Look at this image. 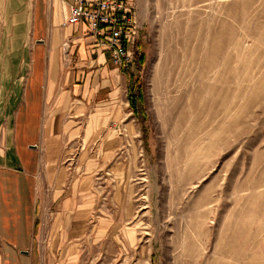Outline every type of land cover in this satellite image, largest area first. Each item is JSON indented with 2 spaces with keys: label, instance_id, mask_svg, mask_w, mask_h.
Masks as SVG:
<instances>
[{
  "label": "rangeland",
  "instance_id": "374dc122",
  "mask_svg": "<svg viewBox=\"0 0 264 264\" xmlns=\"http://www.w3.org/2000/svg\"><path fill=\"white\" fill-rule=\"evenodd\" d=\"M126 2L139 28L133 63L117 70L123 101L141 86L138 112L101 115L92 132L82 115L58 158L68 182H91L96 224L112 216L127 235L106 253L98 237L83 264H264V0ZM31 33L0 15L1 103L29 69L18 56Z\"/></svg>",
  "mask_w": 264,
  "mask_h": 264
},
{
  "label": "crops",
  "instance_id": "0c3cea01",
  "mask_svg": "<svg viewBox=\"0 0 264 264\" xmlns=\"http://www.w3.org/2000/svg\"><path fill=\"white\" fill-rule=\"evenodd\" d=\"M66 1L0 0L6 28L32 31L30 54L18 56L29 69H15L9 100H0V264H83L98 237L101 253L108 241H127L112 216L96 224L98 199L88 177L68 182L69 167L58 162L63 143L80 135L82 115L90 132L101 115H129L128 92L123 101L109 54L83 37L84 24L60 26ZM65 59L74 62L70 70Z\"/></svg>",
  "mask_w": 264,
  "mask_h": 264
},
{
  "label": "built area",
  "instance_id": "2783aa9c",
  "mask_svg": "<svg viewBox=\"0 0 264 264\" xmlns=\"http://www.w3.org/2000/svg\"><path fill=\"white\" fill-rule=\"evenodd\" d=\"M68 16L63 28L84 24L97 48L109 54L110 63L124 70L132 63L138 30L136 14L126 0H67Z\"/></svg>",
  "mask_w": 264,
  "mask_h": 264
},
{
  "label": "trees",
  "instance_id": "16d2710c",
  "mask_svg": "<svg viewBox=\"0 0 264 264\" xmlns=\"http://www.w3.org/2000/svg\"><path fill=\"white\" fill-rule=\"evenodd\" d=\"M136 62L138 65H141L144 61V55L143 53H139L138 49V42H136ZM137 84V85H136ZM133 92L128 95L129 105L132 110L135 112H138V105L142 102V89L141 86L138 84V81L135 80V85L132 87Z\"/></svg>",
  "mask_w": 264,
  "mask_h": 264
}]
</instances>
